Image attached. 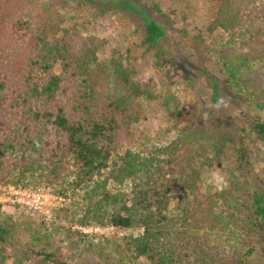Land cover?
Instances as JSON below:
<instances>
[{
	"label": "trees",
	"instance_id": "16d2710c",
	"mask_svg": "<svg viewBox=\"0 0 264 264\" xmlns=\"http://www.w3.org/2000/svg\"><path fill=\"white\" fill-rule=\"evenodd\" d=\"M208 1L207 31L227 37L218 48L195 35L187 42L195 59L182 60L166 51V30L150 18L145 44L164 64H182L203 77L213 105L225 100L226 107L213 111L220 124L226 116L232 120L234 109L243 115L244 105L247 128L231 123V151L241 172L255 162L264 176V90L243 80L264 59V3L242 9L237 0ZM22 2L0 0V187L34 178L59 186L63 195L68 178L73 193L82 195L58 220L140 231L84 242L102 264H264V182L248 192L232 181L203 192L202 177L221 165L225 140L213 148L199 143L189 125L196 112H180L173 95L163 105L179 135L139 149L130 128L144 101L157 99L155 84L135 78L121 56L99 59L94 40L71 39L49 12L41 16ZM17 247L12 229L0 224V264H9L8 251L11 264H23ZM32 255L34 264H67L45 249Z\"/></svg>",
	"mask_w": 264,
	"mask_h": 264
},
{
	"label": "rangeland",
	"instance_id": "374dc122",
	"mask_svg": "<svg viewBox=\"0 0 264 264\" xmlns=\"http://www.w3.org/2000/svg\"><path fill=\"white\" fill-rule=\"evenodd\" d=\"M22 1L31 12L41 16L49 12L55 23H59L62 29L70 31L71 39L80 36L81 39L94 40L100 46L97 52L99 59L108 60L121 56L134 70L135 78L155 84L157 99L144 101L140 120L130 128V132L139 142V149L168 144L179 135L181 127L176 123V119L166 113L163 105L164 99L173 95L181 103L180 112L183 114L196 112L189 125L199 135V143H206L213 148L215 141L225 140L220 158L221 165L216 164L212 170L219 169L227 183L230 181L232 184L236 183L235 186L242 189V192H248L253 184H263V171L258 164L252 162V168L243 169L241 175L242 172L231 151L233 132L231 123L240 120L247 128L248 117L246 110H242L245 109L244 105L239 103L243 115L234 109L231 111L232 120L226 116L220 124L221 121L218 122L214 118L213 112L217 110L219 113L220 108H214L210 102L209 86L203 77L194 72L189 75L190 72L183 68L182 64H164L161 59L157 60L155 51L145 44L144 26L150 18L166 30V51L169 53L176 51L177 57L182 60L192 62L195 59L187 44L195 35L203 38L207 45L218 48L227 37L222 31L212 33L207 31L212 14L208 0ZM254 2L259 4L264 3V0H237L242 9ZM132 14L137 16L134 17ZM185 32H188L187 36ZM163 51L165 53V50ZM56 71L59 73L58 67ZM209 71L216 74L212 65L209 66ZM187 75L191 76V80L185 79ZM243 80L249 89L264 90V59L257 61L245 71ZM174 108L175 106H172V110H175ZM180 119L183 122V119ZM123 142L127 143V140ZM65 180L63 195L59 193V186H52L34 178L0 187V224L12 229L19 248L18 255L23 264H34L38 258L32 255V250L36 252L42 249L56 252L67 264H102L86 250L84 242L91 240L93 235L124 237L140 233L139 230L120 231L112 228L72 226L67 220H58L57 216H63L64 210L72 206L82 195L74 194L68 185L70 179ZM211 188L204 183L202 191L206 192ZM25 253H31L27 259ZM7 256L9 264L14 262L12 252L8 251ZM139 264H142V261Z\"/></svg>",
	"mask_w": 264,
	"mask_h": 264
},
{
	"label": "clouds",
	"instance_id": "9594fccd",
	"mask_svg": "<svg viewBox=\"0 0 264 264\" xmlns=\"http://www.w3.org/2000/svg\"><path fill=\"white\" fill-rule=\"evenodd\" d=\"M227 106L225 100L220 98L217 100L216 104L213 105L214 108H220L221 106ZM206 185L211 186L216 191H221L227 188V181L225 176L220 172L219 169L209 170L206 175L202 177Z\"/></svg>",
	"mask_w": 264,
	"mask_h": 264
}]
</instances>
